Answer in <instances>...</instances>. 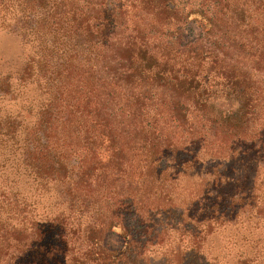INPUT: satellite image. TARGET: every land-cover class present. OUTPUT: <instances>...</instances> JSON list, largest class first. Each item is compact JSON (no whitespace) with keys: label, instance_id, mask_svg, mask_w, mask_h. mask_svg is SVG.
<instances>
[{"label":"trees","instance_id":"16d2710c","mask_svg":"<svg viewBox=\"0 0 264 264\" xmlns=\"http://www.w3.org/2000/svg\"><path fill=\"white\" fill-rule=\"evenodd\" d=\"M3 5L12 10L11 29L34 48L30 62L48 73L44 86L77 94L74 105L91 108L95 124L105 128L101 134L129 135L144 153L151 147L150 154L165 148L179 154L177 130L163 132L157 125L162 117L175 122L173 128L190 124L198 136L222 139L243 137L251 120L260 113L264 118V0H4ZM188 22L200 31L193 41L183 34ZM208 85L212 91H200ZM154 87L162 89L156 99L161 110L154 122L142 123ZM221 99L226 106L216 104ZM116 118L119 126L108 127ZM49 120L27 130L0 113V147L8 146L0 148V163L2 154H21L26 144L46 147L55 128ZM123 149L119 145L117 151ZM59 176L63 188L49 210L40 212L35 190L52 177L34 170L33 185L25 188L0 169V264L121 263L123 251L110 256L100 247L111 226H122L125 234L119 213L116 222L108 220L103 210L108 198L82 197L65 174ZM133 197L121 188L117 208L128 202L134 207ZM231 233L228 253H201V264H264V203L255 204L246 224Z\"/></svg>","mask_w":264,"mask_h":264},{"label":"rangeland","instance_id":"374dc122","mask_svg":"<svg viewBox=\"0 0 264 264\" xmlns=\"http://www.w3.org/2000/svg\"><path fill=\"white\" fill-rule=\"evenodd\" d=\"M3 3L4 0L0 5V113L27 130L31 126L34 129L40 120H49L51 115L49 122H54L55 128L49 130L47 146L42 149L29 143L26 148L21 146V154H2L1 171L25 188L33 185L34 170L52 177L35 190L40 212L49 210L63 188L64 181L58 178L62 174L80 196H91L98 202L108 198L104 205L107 209L103 210L114 222L119 213L125 234L122 226H111L102 234L100 247L110 256L123 251L118 264H201L208 252L227 254L231 231L246 224L255 204L264 203L263 114L251 120L248 129L241 132L243 137L223 139L198 136L188 128L190 124L173 128L177 124L162 117L157 125L163 132L177 130L173 141L180 142L179 154H171L168 148L150 154L151 147L144 153L129 135L120 133L110 138L107 130L106 135L101 134L105 128L95 124L91 108L74 105L77 94L44 86L48 73L44 69L37 71L30 62L34 48L11 29L12 10H3ZM183 30L187 41L196 39L200 32L195 22L186 23ZM160 90L151 89L142 123L154 122L153 116L161 110L156 104ZM203 90L212 91L209 85L200 88ZM225 103L221 99L216 104L226 106ZM62 115L69 120L64 122ZM117 121L108 120V127L110 124L117 128ZM92 132L101 137H93ZM119 145L123 153L117 151ZM124 173L126 178L122 177ZM121 188L135 194L134 207L128 202L117 208L115 195Z\"/></svg>","mask_w":264,"mask_h":264}]
</instances>
